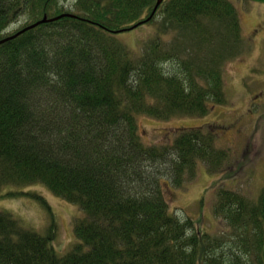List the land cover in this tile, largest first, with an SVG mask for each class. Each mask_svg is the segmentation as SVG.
<instances>
[{
    "label": "trees",
    "instance_id": "1",
    "mask_svg": "<svg viewBox=\"0 0 264 264\" xmlns=\"http://www.w3.org/2000/svg\"><path fill=\"white\" fill-rule=\"evenodd\" d=\"M157 1L74 0L66 9L60 0H0V40L44 16L73 15L0 44V200L17 195L4 194L8 186L39 184L84 212L61 257L55 224L40 235L1 211L0 264H264V188L256 199L217 192L213 213L235 232L227 239L170 210L167 192L193 180L200 163L216 174L228 160L216 129L141 140L138 116H204L227 102L219 68L167 71L176 61L158 39L138 54L118 42ZM236 12L228 0H162L145 24L161 14L206 33L203 22L218 19L238 38ZM21 16L27 23L4 34Z\"/></svg>",
    "mask_w": 264,
    "mask_h": 264
},
{
    "label": "rangeland",
    "instance_id": "2",
    "mask_svg": "<svg viewBox=\"0 0 264 264\" xmlns=\"http://www.w3.org/2000/svg\"><path fill=\"white\" fill-rule=\"evenodd\" d=\"M228 1L237 11L241 27L238 38H233L222 20H205L207 32L203 33L174 25L161 14L150 24L115 36L133 54L158 39L167 56L176 61L165 64L167 71L179 72L185 65L196 77V71L201 68L221 70L225 104L211 106L204 116L178 113L158 120L142 115L138 116L137 125L146 144L161 142L180 129L207 130L211 126L216 129V146L226 150L229 157L221 171L214 174L207 170L206 164L200 163L193 180L174 193L167 192V196L174 214L188 216L212 237L225 239L235 232L213 213L217 192L232 190L256 199L264 188V1ZM60 2L68 9L74 0ZM26 23V18L21 16L3 33H13ZM3 193L17 195L2 198L0 212H9L23 227L40 235H45L55 224L53 250L62 257L72 249L76 241L73 227L84 218L77 205L58 198L39 184L8 186Z\"/></svg>",
    "mask_w": 264,
    "mask_h": 264
},
{
    "label": "water",
    "instance_id": "3",
    "mask_svg": "<svg viewBox=\"0 0 264 264\" xmlns=\"http://www.w3.org/2000/svg\"><path fill=\"white\" fill-rule=\"evenodd\" d=\"M161 2H162V0H158V1H157L156 6L154 7V10L152 11L151 15H150L147 19H143L142 21H140V22H138V23L132 25L131 27L124 28V29L118 31V33H120V32L122 33V32H124V31L133 30V29H135L136 27H139V26H141V25H144V24H145L146 22H148L152 17H154V14H155L157 8L159 7V5L161 4ZM64 16H70V17H73V15H70V14H64V15H60V16H58V17H54V18H50V19H49L47 16H44L42 19H40V21H37V22H35L34 24L25 27V28L22 29L20 32H17L16 34H14V35H12V36H9V37H7V38H5V39H3V40H0V44H2L3 42H5V41H7V40L10 41V39H13V38L17 37V36L20 35L21 33L26 32L27 30L33 29V28H35V27H37V26H39V25H41V24H44V23H48V22H51V21L58 20V19H60V18H62V17H64Z\"/></svg>",
    "mask_w": 264,
    "mask_h": 264
}]
</instances>
